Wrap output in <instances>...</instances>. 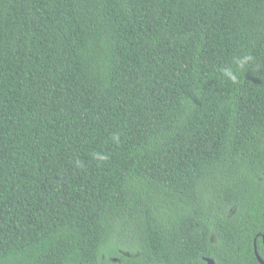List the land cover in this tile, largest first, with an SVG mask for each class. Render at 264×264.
Returning a JSON list of instances; mask_svg holds the SVG:
<instances>
[{
	"label": "trees",
	"instance_id": "obj_1",
	"mask_svg": "<svg viewBox=\"0 0 264 264\" xmlns=\"http://www.w3.org/2000/svg\"><path fill=\"white\" fill-rule=\"evenodd\" d=\"M263 237L264 0H0V264H264Z\"/></svg>",
	"mask_w": 264,
	"mask_h": 264
},
{
	"label": "water",
	"instance_id": "obj_2",
	"mask_svg": "<svg viewBox=\"0 0 264 264\" xmlns=\"http://www.w3.org/2000/svg\"><path fill=\"white\" fill-rule=\"evenodd\" d=\"M254 251H255V255H256L257 259L259 260V262L264 263L263 260L260 258V256L257 254L255 246H254ZM205 259L207 261V264H215L211 258H205Z\"/></svg>",
	"mask_w": 264,
	"mask_h": 264
}]
</instances>
